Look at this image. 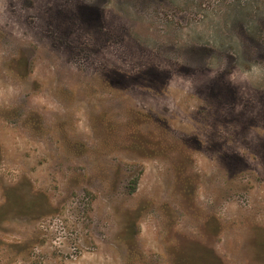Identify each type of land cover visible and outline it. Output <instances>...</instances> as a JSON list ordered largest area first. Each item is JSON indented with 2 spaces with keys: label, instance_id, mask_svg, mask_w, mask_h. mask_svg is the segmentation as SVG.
Returning <instances> with one entry per match:
<instances>
[{
  "label": "rangeland",
  "instance_id": "1",
  "mask_svg": "<svg viewBox=\"0 0 264 264\" xmlns=\"http://www.w3.org/2000/svg\"><path fill=\"white\" fill-rule=\"evenodd\" d=\"M0 264H264V0H0Z\"/></svg>",
  "mask_w": 264,
  "mask_h": 264
},
{
  "label": "flooded vegetation",
  "instance_id": "2",
  "mask_svg": "<svg viewBox=\"0 0 264 264\" xmlns=\"http://www.w3.org/2000/svg\"><path fill=\"white\" fill-rule=\"evenodd\" d=\"M145 1H153V0H145ZM158 2V4H162L164 2V0H155ZM166 5H170L168 2H165ZM172 11V10H171ZM172 12L171 13H168L166 15H164V17H166V19L168 18V16H172Z\"/></svg>",
  "mask_w": 264,
  "mask_h": 264
}]
</instances>
